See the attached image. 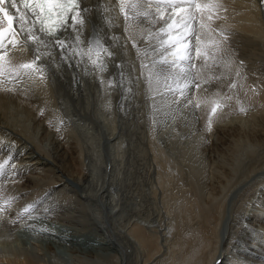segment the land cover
<instances>
[{"label": "bare ground", "instance_id": "obj_1", "mask_svg": "<svg viewBox=\"0 0 264 264\" xmlns=\"http://www.w3.org/2000/svg\"><path fill=\"white\" fill-rule=\"evenodd\" d=\"M223 2L228 9L226 13H223V15L227 16V19L217 21V26L226 29L231 34V44H232L233 48L236 50V52L238 53V55L236 56V59L237 60H243L245 62L246 67H245L244 71L247 73L248 79L243 82L245 87L243 89H238L239 98H240V101L243 104V106L247 109V112H249L250 110H251L250 112H252V111L254 112L253 115L257 119V123L254 124V126H249V125L244 124L246 122L236 123L233 121L232 118H230V120H228L227 113H229V115H231V114L236 115L237 113L238 114L241 113L239 111V105H237L235 100L224 102L227 105L226 107L223 108L226 110V114H224V116L221 120L217 116L213 117L212 130L210 132L207 130V119H208L209 109L201 108L200 110H197L195 112V114H193V112L190 110H182V112L180 111L181 114L179 115V117L184 119L185 118L184 116L189 115L190 120L187 119L188 122L191 121L189 124H193L196 127V131H193L191 136H192L193 140H197V142H198V144L196 143L198 145L197 149H199V151H200V149L202 150V152L201 153L199 152V153L202 155L203 158L207 157V160H209V163H210V168L207 167V168H209V170H206L207 173L205 174L206 175L205 177H206V181H207L206 187L208 188V190H210L209 196H208V198H209L208 203H211V204L207 205L206 206L207 208H206L205 206H203V203H201L200 205L203 206V208H202L203 210L201 209V206H200L201 210H200V212H198L200 215H201V211H204L203 215L204 214L208 215L211 213L209 216H206L208 221L202 220L196 224L192 223V226H194L195 228L189 229V231H188L187 227H189V226H187V225L191 224V222H194V221H191V219H192L191 215L188 216L187 214L186 215L184 214L185 212L182 214H180V212H179V213H176L175 222L172 224L171 227H169L170 213L168 212L169 216L165 219V220H167V222H165L164 224H158V223L155 225L154 224H151V225L147 224L145 226V228L143 226L137 224L136 226H134V225L131 226L129 231L128 230L127 231H125V230L121 231V230L115 228L114 225H110L111 221H110V218H108L109 215L107 216V214H106V216H105L106 223L98 222V225L96 224L95 226H96V228H100V230H102L104 232V234L106 233L105 230L108 233H110V237L107 235V238L109 237L112 240V242H114V243L116 242L115 245L119 248V251H121V252H120V255L118 257H112L111 256V257H108L107 259H103V258L93 256V255H88L87 256L88 258L90 257V258H93V260H94L91 263H93V264H151L152 262L156 261V262H154L155 264H264V164H262V166L258 167V169L253 168L250 171V173L258 171L256 176L249 177V178L240 177L236 181V184L234 182L235 185L230 183V181L232 180V174L234 173V171L236 172V169L234 170V164L235 163H233L236 161H231V159H237L238 161H242V160H240V157H237V153L241 152L242 145L249 143V146H251L252 143H250L249 141L256 142L257 145H260L259 147H262V145H264V11L262 9L260 0H223ZM84 5L93 7V12H92L91 17H90L91 22L87 23L85 26V36H84L85 41H87V36L91 32L93 24H95L99 28L103 29V34L106 36L119 35L121 37V43H123L124 36H125L124 20H123L122 15L119 13V8L115 7V5H117V0H84ZM105 9H107V11H105ZM105 19L110 21L111 24H114L115 27H109L105 23ZM140 23H141V28H143V29H147L150 26L149 24H147L146 22H143V21H141ZM133 30H136V29L133 28ZM105 43H111V42L105 40ZM140 47L144 48V47H146V45L140 44ZM115 48H120V47L117 46ZM115 48H112L111 50L113 51V50H115ZM127 52H130L132 57H133L132 61L137 66L136 74H137V77H139L140 76L139 61L136 58V51H135V49L132 48V45L130 42L127 45ZM32 55H33V53H32L31 48H29L26 51H18V52L12 53L14 62L30 60V59H32ZM127 55H128V53H127ZM117 58H119V57H117ZM57 59H59L58 56H57ZM130 59H131V57L128 59L129 62H130ZM110 60L111 59L107 60V62H110ZM114 60H115V58H114ZM41 62L47 63L48 61L42 60ZM120 63H122V62H120ZM123 63H124V61H123ZM112 65H114V64H112ZM108 67H110V66H108ZM123 67H125V66H123ZM68 69L69 68L66 65L63 66L61 69V74H60V72H58L60 74V76H56L55 81H56V83H58V85L61 88L63 87L66 90L67 94L70 97H75L77 95V93H75L76 89H73L74 81H73V78L70 77L71 75L69 76L70 69H69V71H68ZM80 69H82V68H80ZM128 69H130V68H128ZM131 69H133V68H131ZM111 70H113L112 72H114L113 68H111ZM51 71H54V74L56 75L55 71H57V68L55 66H53ZM73 71L74 70H71L72 73H73ZM78 71L79 70L77 69V72ZM79 72H81V71H79ZM109 73H111V72H109ZM129 73H130V71H129ZM73 75L75 76V74H73ZM116 75H118V72H116V74L114 73V75H113L114 79H117ZM90 76H91V74H90ZM86 77H87V75H86ZM91 77H90V79H91ZM131 77H133V76H131ZM104 78H106V77H104ZM135 78H136V76H135ZM125 79H124V81H125ZM49 80H51V79H49ZM76 80H80V79H76ZM88 80H89V78H88ZM135 80L136 79H134V82L137 83V81H135ZM140 81L144 82L142 78L140 79ZM35 84H37V83H35ZM75 85H76V82H75ZM78 85H80V84H78ZM252 85H256V87H257L256 92H253L250 90V87ZM27 86H29V85H27ZM34 86L35 85H33V87ZM40 86H38V87H40ZM47 86H49V85H47ZM129 86H131V85H129ZM136 86H137V84L135 86H133V89L135 88V90H136ZM139 86L137 88H139ZM143 86H145V84ZM120 87H121V85H120ZM124 87H126V86H124ZM23 88L27 93L26 95L21 94L19 91L15 94L0 92V143H2L3 146H5V147H7L9 145L14 146L13 162L16 164V168L18 170V173L15 177H17V178L19 177L22 180V181L18 182L20 179L18 180L17 178H15L14 180H16V179L18 180L17 183L13 182L12 184H9V185L7 183H5V184L3 183V188L5 189L4 192L2 193L3 198H7L8 196H15V197H19V199L13 204L10 212L5 213V215L3 217H0V225L1 224L5 225L7 228V229H3V232L0 233V237L1 236L3 237V235L7 234V232L12 233L13 230L15 228H17L16 227L17 225H18V227H21L24 224V223L23 224L20 223L21 226L19 224L12 225L9 223V220H11L15 216L17 211L22 209L26 204H29L33 200H37V199L42 198L44 201V199L53 191L52 190L49 193H45V190L47 189V188L45 189V186L48 183L51 184V186L49 185V188L50 187L55 188L56 193L54 195L57 196L56 199L57 200L59 199L60 202H61V199H62V202H63V199H65L66 200L65 203L67 205L65 203L64 204L62 203L63 205H61L60 202H59L60 205L58 204L57 207H52V205H49V207L55 209L58 212V214H56V213L54 214V212H52V213H49L50 215L47 217L60 216V215L63 217V215L70 214V212H73V211L76 213L78 212V208H77L78 206L76 207L75 206L76 204L72 205L73 203L70 204V200H67L68 196L70 195L69 192H73V190H75L76 192L81 190L80 192H78L79 198H82L83 200L88 199L89 201L93 200L94 202L99 201V202H101L100 204L102 207L103 206L106 207L109 204V202H111L109 200V197L107 196L108 194L105 192V186L106 185L104 184V178L101 179L102 176H101L100 180H97V179H99L97 176L95 178V176H93L92 174L88 177L86 175V177H84V180H85L84 183L85 184L83 182L77 181V179H76V181L71 180L69 178L65 179V181L67 182L65 184H68L72 188H74L73 190H71L70 188H67L66 185H64L63 179L58 178V177H60L61 173L52 170L51 167L50 168L46 167V164L48 162H49L48 166H50V163L52 161L50 162L49 160H51V159H48V157H49L48 154L34 143L33 138H31V136L29 134L30 132L28 133V130H30L32 128V126H35V125L34 124H32V126L30 125L31 126V127H29L30 129L27 130V129H25V127L28 128L25 122L22 121V123H15L13 121L14 120L13 116H12L13 119L8 117V113H9L8 108H10L11 106L14 105L16 108L22 106L24 108L23 110H25L26 113H30V116L32 114L34 119H35L34 115H36L37 119L39 118V120L46 119L44 114H42V116L39 117L38 113H40L42 109L50 110L47 94H44L43 93L44 91L43 92H37L36 90L33 91L31 88L30 89H28L26 87H23ZM216 88H217V85L214 83L212 85V87L209 89L208 93H196V95H210V94L215 92ZM40 89H42V88H40ZM124 90H127V89H124ZM131 91H132V89H131ZM143 92H144V90H143ZM221 94H223V93H221ZM107 98H108V96H107ZM75 107L76 106H74V108ZM18 109H19V111L21 110V108H18ZM12 110L15 112L14 108ZM76 110H78V107ZM13 111H12V113H13ZM16 111H18V110H16ZM25 111H23V113ZM85 111L87 112V110H85ZM250 112L248 114L252 115V113H250ZM12 113H10V114L12 115ZM17 113H19V112H17ZM69 113H71V112H69ZM91 113H93V112H91ZM48 114H49V112H48ZM15 115H16V113H15ZM27 115L29 116V114H26V116ZM218 115L220 116V114H218ZM126 116H127V114H126ZM197 117H198V119H197ZM18 118H19V116H18ZM27 118H26V120H27ZM180 118H179V120H180ZM60 119H61V117H60ZM88 119L94 123L98 122L96 120L97 118H94L93 115H89ZM29 120H30V117H29ZM49 121H50V119H49ZM40 122H43V121H40ZM40 122L38 124H40ZM237 124H239V126L241 125L242 128L239 127ZM113 126L114 125H112L110 127V130L108 133L103 131L100 128V131L101 130L102 131L99 134L100 136L98 135L102 141V142H100L101 151L105 152L106 159H108V156H109V151H110L109 148L112 146V144L114 142H116V141H114V139H115L114 138L115 128H113ZM38 127H39V125H38ZM48 129H50V127H48ZM44 131H46V130L44 129ZM35 133H36V131H35ZM48 133L43 135V137L48 138ZM35 136L37 137V135H35ZM45 141H47V140H45ZM112 141H114V142L112 143ZM50 142H52V141H50ZM97 142H99V141H97ZM193 142H195V141H193ZM45 144L48 145L47 142ZM52 144L56 147L57 151L61 150L62 153H66V156H67V154H70V155L73 154V147H72V151L67 150V148H68L67 146H66L67 148H65V142H64V139H62V136L55 137L54 142ZM76 146H78V145L76 144ZM119 146H121V145H119ZM252 148H254V147L252 146ZM257 148H258V146H257ZM242 150H244V149H242ZM98 151H99V149H98ZM77 152H78V150H77ZM250 152H252V151H247V154L245 155V157H247V155L250 154ZM234 154H236V155H234ZM63 155H62V157H63ZM6 156H7V152H4L2 155H0V160L5 158ZM242 156H244V155H242ZM80 157H81V155H80ZM153 157H154V155H153ZM54 158H55V156H54ZM243 158L244 157H242V159ZM78 159L79 158H77V160ZM57 160H59V158ZM63 160H64V158H63ZM207 160L205 162H207ZM39 161H43L41 166L38 163ZM16 162H18V163H16ZM28 162L30 163V165H32L29 168H27ZM45 162H47V163H45ZM59 162L60 161H58V163ZM61 162H62V160H61ZM55 163H57V162H55ZM105 163L108 164L107 162H105ZM239 163L236 162V164H235L236 168H237V164H239ZM120 164H121V162H120ZM259 165H261V163ZM107 166H109V165H107ZM60 169H61V167H60ZM104 169H105V167H104ZM173 170H174V168H173ZM29 171H34L35 175L34 174L33 175L27 174ZM102 173H104V172H102ZM37 174H39V175H37ZM173 174H175V173H173ZM63 177H65V176H63ZM137 177H139V175H137ZM181 178L182 177H180V179ZM187 178H189V177H187ZM54 179H57V182H55L56 183L55 185H53ZM108 180H109V178H108ZM190 180H191V178H190ZM206 181H204L205 182L204 184H206ZM251 181H253V182L251 183ZM174 182H175V180H174ZM110 184H112V183H110ZM160 184H161V182H160ZM173 185H174V183H173ZM239 185H241L240 188H238ZM108 186H110V185H108ZM175 186H177V185H175ZM6 187H8V189H6ZM86 188H89L91 190V192L88 193L89 190ZM184 189H186V188H184V186H183V188L178 187V189L176 190L177 194L179 195L178 198L181 201L182 209H185V206L191 204L193 202L192 200H195V198H196V197H194L195 194L192 197L189 196L190 197L189 198L190 201H189L187 199L188 197L183 193L185 191ZM187 189L189 190V188H187ZM235 189H237V190H235ZM28 191L31 192L30 196H28V193H29ZM243 192H244V194L242 195ZM27 196H28V198H27ZM193 197H194V199H193ZM72 198H74L75 200H78V201L80 200L77 197H72ZM111 198H113V197H111ZM163 198H164V196H163ZM117 201H118V199L116 200V202ZM49 203H50V200H49ZM81 203H82V201H81ZM44 204H45V201H44ZM44 204L42 202L41 207L45 206ZM193 205H194V203H193ZM178 207L179 206H177L176 208L178 209ZM204 207H205V209H204ZM39 208H40V206H39ZM45 208L42 207L41 209H38V211L42 212L43 216L46 215V212L44 211ZM108 208H110V207L108 206ZM114 208H116V207H114ZM114 208H112V209H114ZM186 208H188V207H186ZM103 209L105 210L104 207H103ZM84 210H85V208H84ZM178 210H180V209H178ZM205 210L208 212H206ZM110 211H111V209H110ZM110 211H109V213H110ZM181 211H183V210H181ZM189 211H191V210H189ZM59 212H61V213L59 214ZM165 212L167 213L166 209H165ZM106 213H108V211ZM189 213L191 214V212H189ZM196 213H197V211H196ZM196 213H194V214H196ZM35 214H37L36 216H38V213H35ZM192 214H193V212H192ZM197 216H194V217H197ZM77 217H79V214L77 215ZM54 219H55V217H54ZM31 222H33V219L28 220L27 224H31ZM95 222H97V221L95 220ZM149 223H152V222H149ZM104 225L106 226V228H104ZM147 230H149V231H147ZM189 233H191V235L187 236V235H189ZM45 235L52 238V239L55 236L58 240H61V239L65 240L64 236L59 234V232H57V230L56 231L51 230L50 232H45ZM44 238H46V237H44ZM70 241L71 242H67V243L72 245V247H70L68 245L65 246L64 251L61 253L59 252V254H57V255H53L54 252H52V255H51L52 247L54 246V243L56 244V242H57L56 239L54 240V243L49 239H46L44 242L41 243L38 241H34L32 239V237L29 236L28 238L25 239V241L22 244L16 243L18 245L17 250L16 249L14 250L13 248L7 249L3 246V245H6V243L5 244L2 243L3 245L0 244V264H81L84 259L82 257H80V255L78 254L81 249L79 247H76L75 243H82V241H84V240L80 236H72V239ZM6 247H8V246H6ZM131 249H133V250L136 249V250L134 251V253H132ZM54 254H56V253H54Z\"/></svg>", "mask_w": 264, "mask_h": 264}, {"label": "rangeland", "instance_id": "obj_2", "mask_svg": "<svg viewBox=\"0 0 264 264\" xmlns=\"http://www.w3.org/2000/svg\"><path fill=\"white\" fill-rule=\"evenodd\" d=\"M120 49L121 48H115V50H113V52H115V56H116V57L114 56L115 60H114V58H112L110 60V62H107V65L110 67H107L108 69L104 73H98V72L95 73V71H92L91 69H89L91 76H92L91 77L90 74H86L85 71L82 70L83 68L82 69L77 68L81 72H79V71L77 72L76 68H69L70 69L69 76L71 75L70 77L73 78L74 85L76 82V85L78 86L77 87L76 85L75 86L73 85V89H76V91H77V92L75 91V93H77V95L75 97H70L67 94L66 90L63 87L61 88L58 85V83H56L55 77L60 76L61 70L55 71L56 75L54 74V71L49 72L50 74L48 75V80L46 82V84L49 86H47L46 84H42L40 81H36L37 84H35V83L33 84L31 82H28L25 85H23L22 87H26L28 89L31 88L33 91L36 90L37 92H43L44 91L43 93L47 94L50 110H47V109L41 110V112H43V114L46 117V119H44L45 121L42 119L39 120V118L37 119L36 115H34L35 116V119H34L33 115L31 114V116H30V113H26V111L23 110L24 108L22 106L16 108L13 105L10 108H8V110H9L8 117L12 118V116H13L14 117L13 121L15 123H22V121L25 122L27 127H28V128L25 127V129H27V130L30 129L29 127H31L32 124L35 125V126H32V128L30 130H28V133L30 132L29 134H30L31 138H33L34 143L48 154V156H49L48 159H51L49 161L50 162L52 161L51 162L52 164L50 163V166H48L49 162L48 163L45 162V163H47L46 167H49V168L51 167L52 170L61 173L60 177H58V178L63 179L64 185H66L67 188H70L71 190L74 189L70 185L65 184V183H67L65 181V179L69 178V179L74 180V181H76V179H77V181L84 183V181H85L84 177H86V175L88 177L92 174L93 176H95V178L97 176L99 178L97 180H100V178L102 176L101 179L104 178V184L107 186V187L105 186V192L108 194L107 196L109 197V200L111 202H109V204L106 207L103 206L105 208V210H104L100 204L101 202H99V201L94 202L93 200L89 201L88 199L83 200L82 198H79L78 192H80L81 190L78 192L73 190L74 193L69 192L70 195L68 196L67 200H70V204L73 203L72 205L76 204L75 206L76 207L78 206L77 207L78 212L76 213L73 211V212H70V214H68V215L67 214L63 215V217L61 215L60 216L47 217L50 215L49 213H52V212H54V214L55 213L58 214V212L55 209L49 207V205H52V207H57L58 204L60 205V203H61V205H63L66 202L65 199H63V202H62V199H61V202L59 201V199L58 200L56 199L57 196L54 195L56 193L55 192L56 190L54 187L49 188V185L51 186V184L48 183L45 186V189L47 188L45 190V193H49L52 190L54 191V192L52 191L44 199L45 204L43 201V204L45 206H42V207H44V208L46 207L48 209V212H46V215H44V216H43L41 211L36 212V213H38V216H36L37 214L34 213V216H36L38 218L33 219V222H31V224L36 225L37 228L38 227H47V228L54 230V231L57 230V232H59V234L64 236L66 241L64 239L58 240L55 236L52 239V238L46 236L45 233L37 234L34 230H32V231L28 230V228L25 227V225L23 223H21V224H23L22 226H21V224H19L21 227H18V225H17L16 226L17 228H15L12 233L7 232V234H4L3 237L2 236L0 237V244L6 243V245L2 244L5 248H7V249L13 248L14 250L15 249L17 250V247H18L17 244L18 243L22 244L25 241V239L28 238L29 236L32 237V239L34 241H38L41 243L44 242L46 239H49L54 243V240L56 239L57 242H56V244L54 243V246L52 247L51 255H52V252L56 253V254L53 253V255H57V254H59V252L61 253L64 251L65 246L68 245V246L72 247V245L67 243V242H71L70 240L72 239V236H80L81 238H83L84 241H82V243H75V246L79 247L81 249L80 252L78 253L80 255V257H82L84 259L81 264H90L94 260H93V258H90V257L88 258L87 257L88 255H93V256L103 258V259H107L108 257H111V256L112 257H118L120 255V252H121V251H119V248L115 245L116 242L115 243L112 242V240L109 238L110 233H108L105 230V232L107 234L106 233L104 234V232L102 230H100V228H96V226H95L96 224L98 225V222L106 223V221H105L106 214H107V216L109 215L108 218H110V221H111L110 225H114L115 228H117L121 231H123V230L129 231L131 226H133V225L136 226L137 224L143 226L144 228L147 224L148 225H151V224L155 225L157 223L158 224H164L165 222H167V220H165V219L169 216L168 215L169 213H170L169 227H171L172 224L175 222L176 213L180 212V214H182L185 212L184 213L185 215L186 214L188 216L191 215V217L193 219V220L191 219V221H194V222H191V224L187 225V226H189V227H187L188 231H189V229L195 228L194 226H192V223L196 224L202 220L208 221L206 216H209L211 214L210 213L211 211L209 212L210 214H208V215L207 214L203 215L204 211H201V215L198 212H200V210L203 208V206L206 207L207 205L211 204V203H208L209 202L208 196H209L210 190H208V188L206 187L207 181H206V177H205L206 176L205 174L207 173L206 170H209V168H210V163H209V160H207V157L206 158L204 157L205 159L202 157V155L200 154L202 152V150L200 149V151H199V149H197L198 148L197 140H193V138L191 136L192 132L196 131V127L193 124H189L191 122V121L188 122V120H187V119L190 120L189 115L184 116L185 117L184 119L179 117L182 110H175L176 109L175 105H173L172 108L165 107L162 109L161 112H154L153 111V99L150 98L148 92L146 91L147 90L146 86H143L145 83L140 81V80L138 81L136 79L137 78V74H136L137 66L132 61L133 57H132L131 53L127 52L128 55L122 54L123 50L122 49L120 50ZM117 57H119V58H117ZM130 57H131V59L129 62L128 59ZM123 61H124V63H123ZM118 62L119 63L122 62L121 63V64H123L122 68L118 69L115 67V64H117ZM111 63L114 65H112ZM123 66H125V67H123ZM133 66L135 67V71H133V69H131V68H133ZM111 68L114 69V72H112L113 70H111ZM128 68H130V69H128ZM69 69H68V71H69ZM71 70H74L73 73L71 72ZM115 71L118 73L120 71H123L125 73L126 79L124 78L125 81L123 83V87L121 86L122 87L121 88L119 83H117V85L111 89L107 88L106 86H101L99 81H98V76L102 75L103 78L106 77V78H104V80H105V82H107L109 79H114L113 75H114V73L116 74ZM129 71H130V73H129ZM58 72H60V74ZM109 72H111V73H109ZM73 74H75V76ZM129 74L131 76H133L134 78L131 77ZM86 75H87V77L89 76L88 77L89 80L86 77ZM135 76H136V78H135ZM90 77H91V79H90ZM116 77H117V79H114V80L120 79L118 75H116ZM128 77L129 78L131 77V78L129 79ZM49 79H51V80H49ZM76 79H80V80H76ZM134 79H136L135 81H137V83L134 82ZM78 84H80V85H78ZM136 84H137V86H136V90H135V88L133 89V86H135ZM27 85H29V86H27ZM33 85H35V86L33 87ZM37 85L38 86L41 85V86L38 87ZM129 85H131V86H129ZM124 86H126V87H124ZM138 86H139V88H137ZM40 88H42L43 90ZM124 89H127V90H124ZM129 89H132L133 92L129 91ZM143 90H144V92H143ZM107 96H108V98H107ZM156 99L159 100L160 98L156 97ZM74 106H76L75 107L76 109L78 107L79 111L76 110L74 108ZM13 108H14L15 112L12 110ZM18 108H21L20 111L22 113L19 111ZM11 110L13 111L14 114L12 113ZM16 110H18V111H16ZM85 110H87V112ZM23 111H25L24 112L25 114L23 113ZM169 111L171 112V115L165 116L164 113L169 112ZM17 112H19V113H17ZM41 112L38 113L39 117L42 116ZM48 112H49V114H48ZM69 112H71V113H69ZM91 112H93L94 114ZM249 112L246 111L245 113H239V114L237 113L236 115L235 114L229 115V113H227L228 120H230V118H232L233 121L236 123L246 122V123H244L245 125L254 126V124L257 123V119L253 115L254 114L253 111L250 112V113H252V115L248 114ZM10 113H12V115ZM15 113H16V115H15ZM26 114H29V116L28 115L26 116ZM126 114H127V116H126ZM218 114H220V116ZM224 114H226L225 109H223L222 111H218L216 116L221 120L223 118ZM89 115H93L94 118H97L96 119L98 121V122H96L97 124L88 119ZM18 116H19V118H18ZM29 117H30V120H29ZM60 117H61V119H60ZM173 117H175V118H173ZM26 118H27V120H26ZM179 118H180V120H179ZM49 119H50V121H49ZM40 121H43V122H40ZM39 122H40V124L42 123L41 124L42 126L40 124H38ZM38 125H39V127H38ZM112 125H114L113 128H115V134H114L115 139H114V141H116V142L112 141V143L113 142L114 143L109 148V150H110V151L108 150L109 156H108V159H106L105 152L101 151L100 142H102V141H101V138L99 137L100 136L99 134L102 130L108 133L110 130V127ZM237 125L239 126V124H237ZM48 127H50V129H48ZM239 127L242 128L241 125ZM57 128L59 130H57ZM100 128L102 129L101 131H100ZM44 129L46 131H44ZM35 131H36V133H35ZM46 133H48V138L43 137V135H45ZM35 135H37V137ZM57 136H62V139H64V142H65V148L68 147L67 150L72 151V147H73V154L72 155L67 154V156H66V153H62L61 150H60L61 152L59 150L57 151L56 147L52 144L54 142V138ZM45 140H47V141H45ZM50 141H52V142H50ZM97 141H99V142H97ZM193 141H195V142H193ZM46 142L48 145L45 144ZM249 142L252 143L253 145L251 144V146H249V143H247L248 145L247 144H244V145L241 144L242 145L241 148L244 150L241 149V152L237 153V157H240V160H242V161H238L237 159H231V161H236L237 163L240 162L239 164H237V168L235 166L236 162H233V163H235L234 164V170L236 169V172L234 171V173H233L234 175L232 174V180L230 181L231 184H234V182L236 184V181L240 177L249 178V177L256 176L258 171L253 172V173H250V171L253 168L258 169V167H260V166H262V164H264V145H262V147H259L260 145H257L256 142H251V141H249ZM76 144L78 146H76ZM119 145H121V146H119ZM252 146L254 148H252ZM257 146H258V148H257ZM98 149H99V151H98ZM77 150H78V152H77ZM247 151H252V152H250V154H248L247 157H245V155L247 154ZM62 155H63V157H62ZM80 155H81V157H80ZM153 155H154V157H153ZM234 155H236V154H234ZM240 155L241 156L244 155V156H242L244 158L242 159V157ZM54 156H55V158H54ZM58 158H59V160H57ZM63 158H64V160H63ZM77 158H79L80 160L79 159L77 160ZM61 160H62V162H61ZM206 160H207V162H205ZM58 161H60L61 163L60 162L58 163ZM55 162H57V163H55ZM105 162H107L108 164H106ZM120 162H121V164H120ZM16 163H18V162H16ZM38 163L41 166L43 161H39ZM260 163H261V165H259ZM107 165H109V168H107ZM27 166L26 167L29 168L32 165H30V163L28 162ZM59 166L61 167V169ZM104 167H105V169H104ZM172 167L174 168V170ZM207 167H209V168H207ZM33 172L34 171H29L27 174H30V175L34 174L35 175V172L34 173ZM102 172H104V173H102ZM173 173H175V174H173ZM37 175H39V174H37ZM137 175H139V177H137ZM63 176H65V177H63ZM180 177H182V178L180 179ZM187 177H189V178H187ZM15 178H17V177H14L13 180ZM108 178H109V180H108ZM190 178H191V180H190ZM17 179L19 180L20 178L18 177ZM17 179L14 180L15 183H17V181H18ZM174 180H175V182H174ZM10 181L4 182V184L5 183H7L8 185L12 184L13 182L12 181L10 182ZM20 181H22V180L20 179L18 182H20ZM204 181H206V184H204L205 183ZM55 182H57V179H54L53 185L56 184ZM160 182H161V184H160ZM252 182L253 181H251V183ZM110 183H112V184H110ZM173 183H174V185H173ZM108 185H110V186H108ZM175 185H177V186H175ZM183 186H184V188H186V189H184L185 191L183 193L188 197L187 198L188 200L190 198L189 196L192 197V196H194V194H195L194 197H196L195 198L196 201L192 200L193 202L191 201L192 202L191 204L185 206V209H182L181 201L178 198L179 195L177 194V191H176L178 189V187L183 188ZM240 186L241 185H239L238 188H240ZM187 188H189V190ZM6 189H8V187H6ZM86 189L89 190L88 193L91 192V190L89 188H86ZM237 189H235V190H237ZM30 194H31V192L28 193V196H30ZM243 194H244V192L242 193V195ZM28 196H27V198H28ZM163 196H164V198H163ZM72 197H77L80 200L79 201L75 200ZM111 197H113V198H111ZM194 197H193V199H194ZM117 199H118V201L116 202ZM49 200H50V203H49ZM81 201H82V203H81ZM193 203H194V205H193ZM201 203H203V206L200 205ZM108 206L110 208H108ZM113 206L116 208H114ZM177 206H179L178 209H180V210H178L176 208ZM200 206H201V209H200ZM42 207L40 205L39 209H41ZM186 207H188V208H186ZM205 207H204V209H205ZM84 208H85V210H84ZM112 208H114V209H112ZM110 209H111V211H110ZM165 209L167 210V213L165 212ZM181 210H183V211H181ZM189 210H191V211H189ZM107 211H108V213H106ZM109 211H110V213H109ZM188 211L191 212V214ZM196 211H197V213H196ZM192 212H193V214H192ZM206 212H208V211H206ZM60 213L61 212H59V214ZM194 213H196L198 216ZM78 214H79V217H77ZM194 216H197V217H194ZM54 217H55V219H54ZM95 220L97 222H95ZM149 222H152V223H149ZM104 228H106L105 225H104ZM0 229H1L0 230V233H1V232H3V229H7V228L5 225L1 224ZM147 231H149V230H147ZM107 235L109 236L108 238H107ZM190 235H191V233H189V235H187V236H190ZM44 237H46V238H44ZM6 246H8V247H6ZM135 250L131 249V252L134 253ZM154 262H156V261H154ZM154 262H152L151 264H155ZM91 264H93V263H91Z\"/></svg>", "mask_w": 264, "mask_h": 264}, {"label": "snow or ice", "instance_id": "obj_3", "mask_svg": "<svg viewBox=\"0 0 264 264\" xmlns=\"http://www.w3.org/2000/svg\"><path fill=\"white\" fill-rule=\"evenodd\" d=\"M260 3L264 7V0ZM115 7L124 20L123 43L119 35L106 36L95 24L85 41V26L91 22L93 7L85 6L84 0H0V92L19 91L26 95L22 86L36 81L46 84L53 66L57 70L65 65L83 68L86 74H91L89 69L104 73L107 60L115 56L111 49L119 46L126 55L130 42L140 67V76L136 79H143L153 99L154 112L173 105L175 110H190L193 114L207 108L210 132L213 117L227 106L225 101L235 100L241 113L247 111L238 91L248 79L245 62L236 59L238 53L231 44V34L217 26V21L227 19L223 15L228 10L223 0H117ZM141 21L150 26L141 28ZM105 23L115 27L106 19ZM140 44L146 47L141 48ZM29 48L32 59L14 62L13 52ZM42 60L48 62L41 63ZM115 67L119 69L122 64L117 63ZM118 75V81L105 82L102 75L98 81L109 89L117 83L123 86L125 73L120 71ZM214 83L217 85L214 93L196 95L208 93ZM250 90L256 92V85ZM4 152L7 156L0 160V217L10 212L19 199L2 196L3 183L14 182L18 173L13 162L14 146L5 147L0 143V155ZM42 202L41 198L26 204L9 223H24L37 234L50 232L47 227L27 224L28 220L38 218L34 213Z\"/></svg>", "mask_w": 264, "mask_h": 264}, {"label": "water", "instance_id": "obj_4", "mask_svg": "<svg viewBox=\"0 0 264 264\" xmlns=\"http://www.w3.org/2000/svg\"><path fill=\"white\" fill-rule=\"evenodd\" d=\"M109 166H107V168H108Z\"/></svg>", "mask_w": 264, "mask_h": 264}]
</instances>
